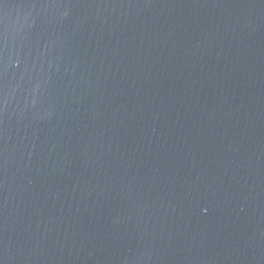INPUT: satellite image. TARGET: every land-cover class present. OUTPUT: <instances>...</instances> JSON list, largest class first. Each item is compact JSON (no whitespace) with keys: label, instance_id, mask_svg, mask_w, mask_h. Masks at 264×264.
Wrapping results in <instances>:
<instances>
[{"label":"water","instance_id":"1","mask_svg":"<svg viewBox=\"0 0 264 264\" xmlns=\"http://www.w3.org/2000/svg\"><path fill=\"white\" fill-rule=\"evenodd\" d=\"M0 264H264V0H0Z\"/></svg>","mask_w":264,"mask_h":264}]
</instances>
